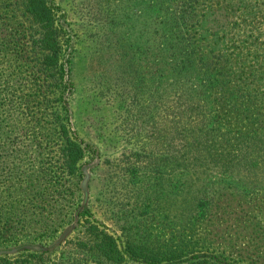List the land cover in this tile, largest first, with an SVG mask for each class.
I'll return each mask as SVG.
<instances>
[{"label": "trees", "instance_id": "trees-1", "mask_svg": "<svg viewBox=\"0 0 264 264\" xmlns=\"http://www.w3.org/2000/svg\"><path fill=\"white\" fill-rule=\"evenodd\" d=\"M207 1L118 0V14L117 4L105 0L103 6L104 48L113 49L111 55L119 51L118 64L111 61L113 75L153 97L148 116L155 139L165 140L170 133V139L180 141L177 153L170 149L162 157L147 154L148 178L155 191L166 184L163 168L168 166L169 174L188 175L187 163L182 162L189 161L204 174L198 185L178 190V195L184 193L198 204L196 215L188 214L187 208L181 212L186 214L180 215L181 231L189 230L204 212L202 204L215 185L243 195L264 191V64L243 65L241 57L230 65L219 49L232 32L235 41L251 46L264 63V30L256 24L264 10L252 9V0H233L228 5L234 18L227 20V12L225 21L211 30L198 8ZM152 23L160 36L154 46L147 41ZM63 43L50 0H0V250L22 244L46 246L75 215L80 221L85 214L77 211L85 148L71 134L66 104L48 97L66 90L60 60ZM143 157L133 155L138 161ZM175 190L167 183L169 193ZM135 203L119 207L118 213L136 217L132 212L139 205L149 209L144 200ZM165 207L166 202L155 209ZM138 212L139 218L122 222L121 246L103 227L84 218L73 227L78 228L73 249L103 264L128 260L129 264H211L206 258L186 260L182 253L192 241L181 234L169 244L151 246L160 242L156 238L153 242L144 229L145 211ZM71 258L67 254L65 261Z\"/></svg>", "mask_w": 264, "mask_h": 264}, {"label": "rangeland", "instance_id": "rangeland-1", "mask_svg": "<svg viewBox=\"0 0 264 264\" xmlns=\"http://www.w3.org/2000/svg\"><path fill=\"white\" fill-rule=\"evenodd\" d=\"M104 1L50 0L56 24L63 34L60 60L67 84L65 91H55L53 96L48 97H57L66 104L71 134L85 148L86 153L81 161L82 196L77 210H84L85 214L80 221V217L75 215L71 224L61 229L52 241L45 243L46 246L22 244L0 250V255H5L0 264H103L84 255V251L73 249L72 243L78 236V228L73 227L84 218L88 219L112 234L121 246L124 239L122 222L126 218L130 222L133 218H139L140 210L145 211L141 217L145 226L140 223V227L144 226L153 242L154 238L160 242L151 246L169 244L170 239L177 240L178 234H181L192 241L187 252L184 250L182 253L186 260L206 258L211 264H264V191L243 195L235 189L215 185L214 189L209 190V199L202 204L204 212L193 220L195 223L189 230L184 231L179 228L183 225L178 224L180 215H186L181 212L187 208L188 214L196 215L198 204L184 193L178 195V190L191 189L201 183L204 180H200L204 178L202 169L191 167L189 161L182 162L187 163L188 175L181 176L179 172L169 174V166L163 168L166 184L155 191L152 179H149L150 172L145 160L147 154L162 157L170 149L177 153L180 141L170 139V133L166 134L165 140L161 137L155 139L156 136L150 132L152 123L148 116L152 113L153 97H149L144 88L133 90L135 87L113 75L115 67L111 61L118 64L116 58L119 51L111 55L113 49L108 52L104 48L107 43L104 35L107 23ZM231 1L210 0L206 6H198L202 8L199 12L206 15L204 24L211 30L217 29L225 21L227 12V20L233 19L234 11H229L231 7L228 5ZM256 1H251L252 9L264 10V0ZM108 2L111 6L117 4L115 9L118 14V0ZM111 15L114 16L113 13ZM256 24L264 30V14ZM248 28L249 25L245 30L247 35L250 33ZM116 29L122 31L125 28L116 26ZM148 29L147 41L154 46L160 38L157 24H150ZM226 36L225 43L219 49L230 65H234L236 59L241 57L243 65L264 64L251 51V46L235 41L236 36L232 32ZM248 51L252 53L246 54L244 58L242 53ZM21 73L25 75V71ZM30 78L28 75V80ZM167 142L170 143L167 145ZM134 154L145 157L138 161L133 158ZM208 170L210 176L215 172L212 166ZM167 183L177 190L169 193ZM182 184L184 186L181 187ZM141 200H144V206L148 203L149 209L142 210L139 205V210L132 212L136 217H132L131 213H118L119 207L125 209ZM163 200L168 207L156 211L155 206L165 204ZM67 254L72 258L66 262Z\"/></svg>", "mask_w": 264, "mask_h": 264}]
</instances>
